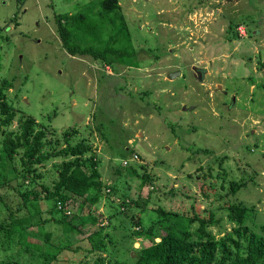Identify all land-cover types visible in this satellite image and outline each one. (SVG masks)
<instances>
[{"label":"rangeland","instance_id":"obj_1","mask_svg":"<svg viewBox=\"0 0 264 264\" xmlns=\"http://www.w3.org/2000/svg\"><path fill=\"white\" fill-rule=\"evenodd\" d=\"M119 1L125 30L102 20L101 0H0V26H8L0 32V84L14 81L7 96L18 110L13 124L3 128L21 132L23 121L35 118L36 130L48 126V155L65 148L64 133L76 130L71 138L96 150L102 180L117 186L118 198L127 195L142 204L138 208L146 206L142 213L129 210L140 220L132 231L159 223L154 210L161 207L187 217L214 213L218 223L209 229L220 238L235 227L223 208L233 203L250 208V227L264 226V0ZM187 18L195 26L190 32ZM68 20L74 43L121 55H70L60 35ZM193 67L206 69L202 80ZM62 160L51 158L38 169L49 186ZM142 177L152 183L142 185ZM213 180L217 191L207 200L201 190ZM234 183L244 186L231 194ZM97 213L108 216L104 203ZM2 214L0 207V221ZM53 217L62 218L45 211L40 219ZM128 219L117 213L104 224L117 256L130 252L132 241L135 249L144 244L138 235L128 236ZM51 223L45 228L57 242L50 245L88 236L62 234L61 225ZM107 255L84 260L81 252L68 250L53 264H93Z\"/></svg>","mask_w":264,"mask_h":264},{"label":"trees","instance_id":"obj_2","mask_svg":"<svg viewBox=\"0 0 264 264\" xmlns=\"http://www.w3.org/2000/svg\"><path fill=\"white\" fill-rule=\"evenodd\" d=\"M193 11L191 9L189 13ZM99 16L102 20L110 18L111 24L120 25L123 30L127 27L119 0H101ZM173 18H177L175 12ZM11 22L19 26L16 18ZM100 22L97 21L96 25ZM5 29L8 26H0V32ZM236 34L239 36L237 30ZM60 35L72 56L92 54L96 59H102V56H110L113 52L108 47L96 50L94 47L82 48L74 43L69 20ZM113 53L121 55L119 52ZM13 86L14 81L7 79L0 84V207L3 214L6 213L4 220L0 221V253L3 254L0 264H53L68 250L81 252L84 260L93 254H108L106 258L98 257L93 264H264V226L256 229L248 225L245 217L250 208L243 203L223 206L228 210L229 221L235 227L231 232L222 233L220 238L209 229L218 223L214 213L210 212V216L203 218L187 217L185 214L167 212L161 207L154 210L161 219L159 223L148 230L132 231L133 225H138L140 220L136 222L133 216L131 218L129 210L142 204L135 199L126 200L127 195L118 198L117 186L102 180L101 161L96 150L86 141H74L71 138L72 133H77L76 130L64 133L65 148L48 155L43 150L48 126L36 130L39 127L36 126L35 118H26L21 132L9 133L3 128H9L18 114L16 106L7 96ZM2 134L6 135L3 141ZM51 158L63 160L52 170L51 176L53 178L55 175V179L50 187L44 178L48 176L41 174L38 169L45 167ZM212 176L207 174L204 178H214ZM142 180V185L152 183L151 177H142ZM243 186L244 183H234L229 187L230 193L236 194ZM201 191L208 200L212 194H216L217 185L213 180L208 189L202 188ZM102 203L108 216L97 213ZM87 205L91 208L85 213ZM138 209L142 213L147 208ZM45 211L57 213L62 218L41 220V214ZM117 213L129 218L131 231L128 236L138 235L144 242L142 248L135 249L132 241L130 252L120 256L110 251L111 236L105 231ZM196 221L200 223L192 230ZM51 222L61 225L62 234L88 236L76 242L70 240L73 236H67L68 239L63 241L59 239L57 245H50L51 241L57 242L51 239L52 234L45 228L52 225ZM105 222L109 223L104 225ZM86 226L93 230L90 228V232L86 233ZM89 261L83 264H90Z\"/></svg>","mask_w":264,"mask_h":264},{"label":"clouds","instance_id":"obj_3","mask_svg":"<svg viewBox=\"0 0 264 264\" xmlns=\"http://www.w3.org/2000/svg\"><path fill=\"white\" fill-rule=\"evenodd\" d=\"M175 13H178V12H175ZM195 68H197V67H193V72H194L195 76L202 80L204 78V74H205L206 69H202V68L198 67L197 70L200 71V72H197V70H195ZM169 80H171V79H169ZM235 100H236V98H235ZM136 158L138 159V156H136Z\"/></svg>","mask_w":264,"mask_h":264},{"label":"crops","instance_id":"obj_4","mask_svg":"<svg viewBox=\"0 0 264 264\" xmlns=\"http://www.w3.org/2000/svg\"><path fill=\"white\" fill-rule=\"evenodd\" d=\"M192 14L189 16V19L192 20ZM185 22V27H186V30L190 32V30H194L195 29V26L193 24V22L189 21L188 18L186 20H184ZM215 60H211V62H213ZM219 67H223V66H219ZM168 79V77H167ZM169 80V79H168Z\"/></svg>","mask_w":264,"mask_h":264},{"label":"water","instance_id":"obj_5","mask_svg":"<svg viewBox=\"0 0 264 264\" xmlns=\"http://www.w3.org/2000/svg\"><path fill=\"white\" fill-rule=\"evenodd\" d=\"M195 70H197V68H195ZM197 72H200V71L197 70ZM175 75H176V73H172V74L169 75L168 78L173 80L175 78ZM234 101H235V99H234ZM158 241H160V240L158 239Z\"/></svg>","mask_w":264,"mask_h":264}]
</instances>
